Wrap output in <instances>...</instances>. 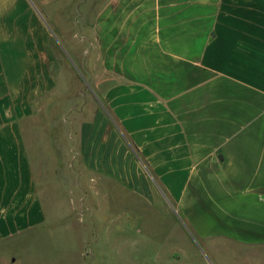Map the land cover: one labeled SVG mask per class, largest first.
Returning a JSON list of instances; mask_svg holds the SVG:
<instances>
[{
  "label": "crops",
  "instance_id": "obj_1",
  "mask_svg": "<svg viewBox=\"0 0 264 264\" xmlns=\"http://www.w3.org/2000/svg\"><path fill=\"white\" fill-rule=\"evenodd\" d=\"M70 7L98 9L82 23L104 74L79 134L82 196L164 201L203 240L264 248V0ZM52 52L30 1L0 0V245L46 225L24 126L58 86Z\"/></svg>",
  "mask_w": 264,
  "mask_h": 264
},
{
  "label": "rangeland",
  "instance_id": "obj_2",
  "mask_svg": "<svg viewBox=\"0 0 264 264\" xmlns=\"http://www.w3.org/2000/svg\"><path fill=\"white\" fill-rule=\"evenodd\" d=\"M29 1L51 30L58 83L24 126L46 225L0 245V264H264V248L203 240L164 201L82 196L79 134L100 106L104 77L97 26L83 24L82 16L94 20L98 9L78 10L75 21L69 6L83 0Z\"/></svg>",
  "mask_w": 264,
  "mask_h": 264
},
{
  "label": "water",
  "instance_id": "obj_3",
  "mask_svg": "<svg viewBox=\"0 0 264 264\" xmlns=\"http://www.w3.org/2000/svg\"><path fill=\"white\" fill-rule=\"evenodd\" d=\"M36 11H37V9H36ZM38 12V11H37ZM39 14V13H38ZM41 16V15H40ZM42 17V16H41ZM48 27V26H47Z\"/></svg>",
  "mask_w": 264,
  "mask_h": 264
}]
</instances>
